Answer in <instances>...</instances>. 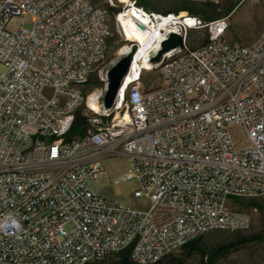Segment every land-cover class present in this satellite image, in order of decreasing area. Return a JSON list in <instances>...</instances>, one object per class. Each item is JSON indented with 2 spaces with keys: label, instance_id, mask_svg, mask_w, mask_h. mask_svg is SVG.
<instances>
[{
  "label": "built area",
  "instance_id": "built-area-1",
  "mask_svg": "<svg viewBox=\"0 0 264 264\" xmlns=\"http://www.w3.org/2000/svg\"><path fill=\"white\" fill-rule=\"evenodd\" d=\"M127 6L149 25L206 26L208 37L160 72L159 87L142 88V69L115 96L119 109L94 114L92 77L113 37L107 9L0 0V264H90L126 250L132 263L154 264L196 237L247 230L236 199H257L264 216V28L246 46L213 42L228 17ZM23 15L31 23L9 32ZM78 111L86 132L67 139ZM116 156L129 159L122 180L139 185L131 206L92 189L99 163Z\"/></svg>",
  "mask_w": 264,
  "mask_h": 264
},
{
  "label": "rangeland",
  "instance_id": "rangeland-1",
  "mask_svg": "<svg viewBox=\"0 0 264 264\" xmlns=\"http://www.w3.org/2000/svg\"><path fill=\"white\" fill-rule=\"evenodd\" d=\"M148 3L156 4L161 10L168 7L171 2H180L182 0H145ZM94 5L106 8L114 4L115 7L120 9V12L126 9L124 3H120L117 0H94ZM194 6H200L199 4L190 3ZM251 4L245 2L240 7H237L232 20H244L251 19L252 24L261 26L264 23V0L254 2ZM116 15L109 16V23L111 26L113 37L109 41L107 64L110 66L119 57L118 51L124 45L131 47L132 43L125 40L122 32V28L116 20ZM31 17L29 15H23L22 17H13L10 19L7 30L9 32H15L22 24H30ZM191 39L189 41L193 46L201 44V40L205 35L204 29H192L189 31ZM4 66L0 63V74H3ZM160 70L153 68L150 71H143L141 74V86L144 89H154L161 85L162 80L160 77ZM92 81L98 83V77L95 75L92 77ZM98 86V85H97ZM91 90L94 86L89 87ZM231 137L236 145L239 147L245 142V134L242 127L235 126L229 130ZM100 173L98 174V180L96 184L92 186L94 192L105 196L107 198L119 197L124 201V204L131 206V193L139 188L138 182L135 179L123 181L122 178L130 169L129 159L126 156H116L107 158L99 163ZM252 201L255 206L254 210L250 208H241L236 203L231 204L232 209L244 211L251 215V225L247 230L239 231L237 233L228 232H210L206 234L205 243L211 246H217L222 243L234 240L236 235L240 238H247L254 234H260L264 231V216L259 210L257 199H244V201ZM139 205H144L145 202L141 201ZM66 230L72 228L71 224L65 226ZM176 253V252H175ZM258 261L264 262V242L262 243H250L246 244L242 249L237 252L230 253L226 257L220 259L217 264H254ZM186 264H198V259L193 258Z\"/></svg>",
  "mask_w": 264,
  "mask_h": 264
},
{
  "label": "bare ground",
  "instance_id": "bare-ground-1",
  "mask_svg": "<svg viewBox=\"0 0 264 264\" xmlns=\"http://www.w3.org/2000/svg\"><path fill=\"white\" fill-rule=\"evenodd\" d=\"M182 1L202 4V1L200 0ZM118 2L124 3V5H126V9L116 16V20L122 28L125 40L131 42L136 46L130 69L125 78L121 81V86L116 94L121 95V92L123 90H128L129 83H131V81H133L135 77H137L140 70L144 69L146 71H150L155 68L163 72L174 60L182 58L183 56H186V54H189V47L187 44L189 30H187L186 28H181V26H176V24H168L167 28H164L167 23L166 20L157 23L156 25H149L140 14L136 13L133 8L127 6L128 0H118ZM136 22L143 25L145 29L140 30L136 26ZM178 22L183 23L181 19H178ZM186 22L189 25L191 24V21L189 20H187ZM201 28L205 30L206 37H208V27L196 26V29ZM163 30L167 31V34L169 31H173L178 34L182 38V48L169 50L161 55V58L157 63H150L149 58L157 51L158 43L163 36ZM224 39L225 30H217L215 32L209 33V40H212L213 42H223ZM129 51L130 46L124 45L119 49L118 55H124ZM108 68L109 65L107 64V58H105L100 62V64H98L97 68L95 69V75H97L98 77V87L96 88L94 96L89 97L88 100L89 104L91 105V110L94 114H102V98L106 90V73ZM111 109H119V99H114Z\"/></svg>",
  "mask_w": 264,
  "mask_h": 264
},
{
  "label": "trees",
  "instance_id": "trees-1",
  "mask_svg": "<svg viewBox=\"0 0 264 264\" xmlns=\"http://www.w3.org/2000/svg\"><path fill=\"white\" fill-rule=\"evenodd\" d=\"M94 5V0H90ZM137 5L143 6L148 11H154L158 13L168 14L173 13L178 15L181 12H187L189 15L198 16L203 21H212L215 20L217 15H221L224 11V7L218 3H205L200 6H194L189 4L187 1L180 2H171L167 8L161 10L156 7V4L148 3L145 0H135ZM239 0L237 3H239ZM236 3V4H237ZM235 4V5H236ZM110 16L116 15L120 12V9L117 7H106ZM191 39L190 32L188 34L187 44L190 47H194L189 43ZM206 33L201 40V44L206 43ZM200 44V45H201ZM92 85V82H89ZM87 129V123L85 117L82 115V111L76 113L75 121L66 134L67 139L73 137H80L85 134ZM235 203L241 208H254L255 204L252 201H244V199H236ZM259 205L258 212H261L262 205ZM207 235L199 236L191 241L184 244L176 253L169 254L165 258L154 264H186L189 260L193 258L198 259V264H217V262L229 255L230 253L237 252L242 249L246 244L250 243H262L264 242V231L260 234H254L247 238H240L236 235L234 240H231L226 243H222L217 246H211L210 244L205 243V238ZM263 261H258L256 263H261ZM254 263V264H256ZM90 264H134L128 259V250L122 251L120 253L114 254L113 256L99 260Z\"/></svg>",
  "mask_w": 264,
  "mask_h": 264
},
{
  "label": "water",
  "instance_id": "water-1",
  "mask_svg": "<svg viewBox=\"0 0 264 264\" xmlns=\"http://www.w3.org/2000/svg\"><path fill=\"white\" fill-rule=\"evenodd\" d=\"M136 26L140 30L145 29V27L138 22H136ZM175 48H182V38L175 32L169 31L167 37L159 41L158 49L155 54L150 56V63H157L163 53ZM135 50L136 46L132 44L128 53L119 56L118 59L109 66L106 73V90L102 98V104L105 109L111 108L117 91L121 86V81L125 78L130 69Z\"/></svg>",
  "mask_w": 264,
  "mask_h": 264
},
{
  "label": "crops",
  "instance_id": "crops-1",
  "mask_svg": "<svg viewBox=\"0 0 264 264\" xmlns=\"http://www.w3.org/2000/svg\"><path fill=\"white\" fill-rule=\"evenodd\" d=\"M238 1L239 0H220L219 3L224 7V11L221 15H217L215 19L228 17V30L225 33V39L232 44L246 46L251 44L259 36L260 32L264 28V23L261 26H256L252 24L251 19H239L237 21L232 20L237 12L238 6L240 7L245 2L255 4L254 2H249L248 0H241L237 3ZM183 13L185 12H181L179 14Z\"/></svg>",
  "mask_w": 264,
  "mask_h": 264
}]
</instances>
